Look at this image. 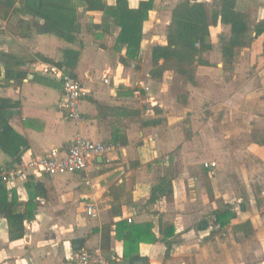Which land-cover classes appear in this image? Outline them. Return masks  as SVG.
I'll use <instances>...</instances> for the list:
<instances>
[{"label":"crops","instance_id":"obj_1","mask_svg":"<svg viewBox=\"0 0 264 264\" xmlns=\"http://www.w3.org/2000/svg\"><path fill=\"white\" fill-rule=\"evenodd\" d=\"M141 1L128 0L133 9ZM180 1L154 0L141 55L126 63V47L115 50L121 27L104 11L87 10L78 0H0V168L15 172L0 190L26 204L33 175L47 191L29 208L19 207L28 215L23 223L0 215V264H73L80 247L132 264L117 232V223L129 217L152 224L158 238L139 244L148 264H264V144L255 141L264 136V35L240 49L234 69L226 71L220 42L231 27L219 21L211 27L213 47L204 53L210 65L198 66L197 85L171 71L155 79L152 48L167 43ZM236 8L252 25L264 20V0H236ZM45 63L63 65L81 81V123L65 117L61 82L42 71ZM171 76L186 81L184 91ZM77 134L114 149L82 172H34V160L53 148L67 151ZM162 176L173 181V194L148 204ZM89 204L96 217L88 216ZM227 205L237 216L223 232L212 233L211 219L210 227L198 229ZM247 221L254 234L233 231ZM166 224L174 227L169 257L160 232Z\"/></svg>","mask_w":264,"mask_h":264},{"label":"trees","instance_id":"obj_2","mask_svg":"<svg viewBox=\"0 0 264 264\" xmlns=\"http://www.w3.org/2000/svg\"><path fill=\"white\" fill-rule=\"evenodd\" d=\"M87 10L104 11L107 16L114 19L115 23L121 27L118 37L116 51L126 47V57H121L123 62L127 60H137L141 55V43L144 37L143 25L149 18V12L154 7V0L141 1L138 8H130L128 0H117L115 5H108L105 0H78ZM229 25L230 35L221 36L220 51L226 71H232L235 67L238 51L250 45L251 41L264 35V20L254 25L250 16L236 8V0H218L213 5L197 0H182L172 9L171 22L167 28V43L156 44L152 48V70L151 76L161 79L168 71L175 72L186 81L197 85V68L199 65H210L204 57V53L212 49L211 27L218 24ZM27 23L21 22V25ZM106 25V24H105ZM255 33V36H253ZM264 45V43H263ZM255 141L264 144V136H256ZM28 189L33 190L31 200L24 204L20 202L15 194L9 199L6 189L0 190V215L9 220L19 219L21 223L28 217L27 212L21 213L19 207L27 205L30 207L33 199L45 196L47 191L44 184L36 181L34 176L27 182ZM174 191L173 181L165 176L159 177L152 186L151 196L148 204H153L161 197L172 195ZM241 210H245L244 203L240 204ZM27 209L33 215V210ZM237 214L231 205H227L223 211H216L211 216L204 217L198 224V229L213 227L212 233H221ZM152 224H134L127 220L117 223L118 236L124 241L123 256L129 259L132 264L137 261L147 263V258L140 256L139 244L141 242L153 243L158 238L152 232ZM169 229L172 231L169 232ZM234 232L243 231L246 235L255 232L251 221L233 226ZM123 232V234H120ZM161 233L166 235L162 241L167 246L166 257H169L172 243L167 237L174 234V227L168 224L161 228ZM107 239V236H104ZM82 245L81 240L75 241Z\"/></svg>","mask_w":264,"mask_h":264},{"label":"built area","instance_id":"obj_3","mask_svg":"<svg viewBox=\"0 0 264 264\" xmlns=\"http://www.w3.org/2000/svg\"><path fill=\"white\" fill-rule=\"evenodd\" d=\"M42 71L58 78L62 85L60 108L65 117L73 122L81 123L84 120L81 104L86 93L81 81L68 71L65 66L55 63L43 64ZM114 149V144L104 141H93L77 134L73 144L67 151L53 148L31 163L33 170L38 174L55 176L59 174L76 173L86 170L89 164L97 157ZM216 166V163H206ZM15 172L0 168V182L9 184ZM88 216L96 217L97 210L94 204H89L86 210ZM129 222H133L131 217ZM121 257L116 254L106 255L102 249L78 248L72 256L73 264H119Z\"/></svg>","mask_w":264,"mask_h":264},{"label":"rangeland","instance_id":"obj_4","mask_svg":"<svg viewBox=\"0 0 264 264\" xmlns=\"http://www.w3.org/2000/svg\"><path fill=\"white\" fill-rule=\"evenodd\" d=\"M170 81L173 82L174 85H176V87L178 88L179 92H182V91L185 90V83H186V81H180L178 78H177V80H175V77H172V76L170 78Z\"/></svg>","mask_w":264,"mask_h":264}]
</instances>
